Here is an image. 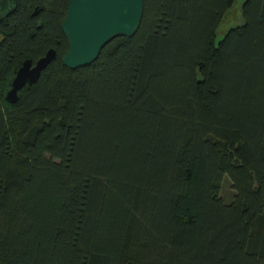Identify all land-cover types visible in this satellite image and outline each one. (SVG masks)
Here are the masks:
<instances>
[{"label": "trees", "instance_id": "1", "mask_svg": "<svg viewBox=\"0 0 264 264\" xmlns=\"http://www.w3.org/2000/svg\"><path fill=\"white\" fill-rule=\"evenodd\" d=\"M68 1L0 21V264H264V0L218 43L235 0H144L78 69Z\"/></svg>", "mask_w": 264, "mask_h": 264}, {"label": "water", "instance_id": "2", "mask_svg": "<svg viewBox=\"0 0 264 264\" xmlns=\"http://www.w3.org/2000/svg\"><path fill=\"white\" fill-rule=\"evenodd\" d=\"M16 6L17 0H0V21ZM143 12L144 0H69L61 25L69 45L63 63L71 69L92 64L113 39L137 33ZM55 57L56 50L51 48L35 62L26 59L16 71L7 100L17 103L19 92L35 84Z\"/></svg>", "mask_w": 264, "mask_h": 264}, {"label": "rangeland", "instance_id": "3", "mask_svg": "<svg viewBox=\"0 0 264 264\" xmlns=\"http://www.w3.org/2000/svg\"><path fill=\"white\" fill-rule=\"evenodd\" d=\"M244 1L245 0H235L233 7L227 12L225 18L222 20L221 24L217 29L216 43H218L225 36V34L231 27L241 24L243 22L242 4ZM230 193V184L229 182L224 181L222 194L225 197H229Z\"/></svg>", "mask_w": 264, "mask_h": 264}]
</instances>
